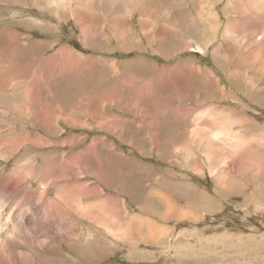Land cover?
Here are the masks:
<instances>
[{
  "label": "rangeland",
  "instance_id": "1",
  "mask_svg": "<svg viewBox=\"0 0 264 264\" xmlns=\"http://www.w3.org/2000/svg\"><path fill=\"white\" fill-rule=\"evenodd\" d=\"M92 1L86 27L75 17L85 0H64L62 10L57 0H0V191L13 181L5 217H14L3 220L0 264L16 255L25 264L28 255L35 264H264V92L255 97L264 77L253 88L251 71L236 78L244 45L221 47L227 28L246 29L245 18L230 19L247 13L228 0ZM62 188L87 214L62 202L47 230L32 216L62 200ZM103 198L115 231L97 215ZM30 226L52 236V249L33 247ZM12 240L25 244L15 255Z\"/></svg>",
  "mask_w": 264,
  "mask_h": 264
},
{
  "label": "bare ground",
  "instance_id": "2",
  "mask_svg": "<svg viewBox=\"0 0 264 264\" xmlns=\"http://www.w3.org/2000/svg\"><path fill=\"white\" fill-rule=\"evenodd\" d=\"M46 2H48L49 4H52L53 2L54 3H56L55 2V0H45ZM58 1V3H59V7H60V9L62 10L63 9V6L64 5H61V4H64V0H57ZM126 1V0H125ZM145 1V0H144ZM179 1V0H178ZM205 1V0H204ZM214 1V0H213ZM90 2V3H89ZM92 0H85V3L84 4H82V3H78L77 4V7H76V13L75 14H77V15H79V17H77V16H75L76 18H77V20H83L84 21V23H85V25H86V27H87V25H89V11L90 10H92L94 7L92 6ZM124 2V1H123ZM148 2H149V0H148ZM147 2V3H148ZM146 3V4H147ZM119 4V2L116 0V4L115 5H118ZM125 4V3H124ZM122 4L123 6H125V7H127L128 6V3L127 4ZM140 4V3H139ZM185 4V3H184ZM214 4V3H213ZM228 5L230 4L231 5V7H232V9L235 11V12H246L247 14H246V17H239V18H237L238 16H236V17H233V18H231L230 19V21L228 22L229 23V25H231V24H234L235 22H238L239 20H241L242 18H245V22H247V24H246V29L244 30V31H242V32H239V31H233V29L235 30V28H233L232 30H230V29H226L228 32H226V38H225V40H224V44H221L222 46V48H224V50L223 51H226V52H230V49H231V46L230 45H244V46H242V48L240 49V51H239V60L238 61H236V65L234 66L235 67V69L233 70V72H232V75H235V76H237V74L239 73V71H238V68L241 70L240 71V73H239V75L241 76V78H243L244 79V77H247V73L249 72V71H251L249 74H248V77L252 80V81H249V82H247L248 84H249V86L251 87V88H253L254 86H257V85H255L256 83V81L254 82L253 80H254V78L256 79V78H260V77H264V0H228V3H227ZM226 4V5H227ZM79 5V6H78ZM120 5V4H119ZM187 5V4H186ZM201 5V4H200ZM215 5V4H214ZM229 5V6H230ZM143 6V5H142ZM147 5H145L144 6V9H146L145 7H146ZM149 7V6H148ZM189 7V6H188ZM192 7V6H191ZM224 7V6H223ZM74 8V7H73ZM72 8V9H73ZM118 8V7H117ZM116 8V9H117ZM123 8V7H122ZM207 8V7H206ZM228 8V7H227ZM230 8V7H229ZM125 9V8H124ZM224 9V8H223ZM254 9V10H253ZM118 10H120V7H119V9ZM122 10V9H121ZM120 10V11H121ZM147 10V9H146ZM193 10V9H192ZM212 10V9H211ZM119 11V12H120ZM123 11V10H122ZM121 11V12H122ZM139 11H140V9H139ZM149 11V10H148ZM229 11V10H228ZM227 11V12H228ZM249 11L250 12H253L254 13V17L256 16V18H254L253 19V16L251 17V16H249ZM72 12V11H71ZM116 12H117V10H116ZM118 12V13H119ZM138 12V11H137ZM147 12V11H146ZM151 12V11H150ZM223 12V11H222ZM234 12V13H235ZM117 13V17L115 18V19H113V22H112V24H113V28H118V29H120L118 32H119V35L118 36H121V35H124L125 34V31H123V30H121V29H123V23L121 22V21H124V16H123V12L122 13H120V14H118ZM169 13V12H168ZM189 13H190V11H189ZM72 14V13H71ZM125 14V13H124ZM210 14V13H209ZM243 14V13H242ZM241 14V15H242ZM144 16V15H143ZM204 16V15H203ZM175 17V16H174ZM216 18H218V17H216ZM148 19V18H147ZM76 20V21H77ZM214 20H216V19H214ZM147 22L148 21H145V19H144V21H143V25H145L146 27L148 26V24H147ZM216 22V21H215ZM80 23V22H79ZM217 23H219V21L217 22ZM240 24V23H239ZM242 24V23H241ZM215 25H216V23H215ZM164 26V25H163ZM218 26V25H217ZM228 26V25H227ZM239 26V25H238ZM243 26H245V24L244 25H242L241 27H243ZM235 27V26H234ZM208 28V27H207ZM217 28V27H216ZM210 29V28H209ZM219 30V29H218ZM232 31H233V33H234V35H232L231 33H232ZM92 32V31H91ZM117 32V33H118ZM166 32H168V33H170V27H166V25L164 26V28H163V30L160 32V36H159V38L161 39V40H164V38L166 37V35H164ZM13 33V32H12ZM203 33V32H202ZM214 33H215V31H214ZM213 33V34H214ZM243 33H245V34H247V37L246 38H244L243 37ZM175 34V33H174ZM205 34V33H204ZM212 34V36H214ZM260 34V35H259ZM8 35V34H7ZM172 35V34H171ZM218 35V34H217ZM216 35V36H217ZM168 36V35H167ZM176 36V35H175ZM207 36V35H206ZM13 37V36H12ZM172 37V36H171ZM121 38V37H120ZM157 38V37H156ZM173 38V37H172ZM171 38V39H172ZM210 38H212V37H210ZM167 39V38H166ZM177 39V38H176ZM216 39V38H215ZM214 39V40H215ZM226 39H228V40H226ZM157 40V39H156ZM174 40V39H173ZM172 40V41H173ZM212 41H213V39H211ZM229 40H231V41H229ZM234 40V41H233ZM12 41V40H11ZM209 41V40H208ZM226 41V42H225ZM175 42V41H174ZM209 43V42H208ZM11 44V43H10ZM220 44V43H219ZM218 44V45H219ZM234 47V46H233ZM200 49H201V47H200ZM220 50V49H219ZM10 51H12V50H10ZM214 51V50H213ZM233 51H235V50H233ZM19 52V51H18ZM217 52H215V54H216ZM231 53V52H230ZM13 55H15V54H13ZM17 55V54H16ZM233 55V54H232ZM238 55V54H237ZM236 55V56H237ZM2 56V55H1ZM0 56V57H1ZM226 58H228V56H226ZM231 58V57H230ZM229 58V59H230ZM236 58V57H235ZM254 61V62H253ZM247 64V66L244 68V66ZM6 65L7 64H5V67H6ZM18 66V65H17ZM188 66V65H187ZM31 67V66H30ZM192 68V67H191ZM9 69V68H8ZM5 70V69H4ZM15 70V69H14ZM18 71H19V69H18ZM181 71V70H180ZM11 72V71H10ZM191 72H192V70H191ZM194 72V71H193ZM244 72H246V76L243 74ZM13 73V72H12ZM2 74V73H1ZM4 74V73H3ZM14 74H16L15 72H14ZM8 75V74H7ZM17 75V74H16ZM183 75V74H182ZM181 75V76H182ZM186 75V74H185ZM194 75V74H193ZM196 75V74H195ZM9 76V75H8ZM11 76H13V75H11ZM15 76V75H14ZM18 76V75H17ZM20 76V75H19ZM18 76V77H19ZM130 76V75H129ZM191 76V75H190ZM234 76V77H235ZM3 77H5L4 75H3ZM125 77V76H124ZM186 77V76H185ZM196 77V76H195ZM12 78V77H11ZM14 78V77H13ZM40 78V77H39ZM236 78H238V76L236 77ZM235 78V79H236ZM249 78H247V79H249ZM8 79V78H7ZM129 79H131V78H129ZM230 79H232V77L230 78ZM19 80V79H18ZM234 80V79H233ZM15 81V80H14ZM10 82V81H9ZM228 82V81H227ZM232 82V81H231ZM239 81H237V82H235V83H238ZM253 82L255 83V84H253ZM258 83V82H257ZM171 84V83H170ZM179 84V83H178ZM232 84V83H231ZM239 84V83H238ZM243 84V83H242ZM229 85V84H228ZM240 85V84H239ZM16 86V85H15ZM253 86V87H252ZM14 87V86H13ZM31 87V86H30ZM262 87H264V83L262 84V85H260L259 87H258V89L257 90H259L258 91V95H256L255 97H257V99L259 100V101H263V99L261 100L259 97H262V96H260L259 94L260 93H263L264 92V90H262ZM21 88V87H20ZM33 88V87H32ZM1 89V88H0ZM9 89V88H8ZM13 89V88H12ZM29 89H31V88H29ZM227 89V88H226ZM238 90V89H237ZM30 91V90H29ZM32 91V90H31ZM235 91V90H234ZM233 91V92H234ZM232 92V93H233ZM231 93V92H230ZM226 94V93H225ZM233 95V94H232ZM10 96V95H9ZM230 96V95H229ZM236 96V95H235ZM230 98V97H229ZM234 99V98H233ZM38 100V99H37ZM36 100V98H34L33 99V105L36 103V106H37V104H38V101ZM231 102V101H230ZM150 103V102H149ZM211 105V104H210ZM238 105V104H237ZM32 108V107H31ZM30 108V109H31ZM230 109H231V107H229ZM11 109V108H10ZM46 109V108H45ZM234 109V108H233ZM233 109H232V112H233ZM7 110V109H6ZM51 110H53V109H51ZM213 110V113H215V109H212ZM15 111V110H14ZM27 111H30V110H27ZM40 111V110H39ZM42 111H44V108H43V110ZM231 111V110H230ZM33 111H31V113H32ZM73 112V111H72ZM72 112H70V113H72ZM202 112V111H201ZM207 112V111H206ZM11 113V112H10ZM25 113H28V112H25ZM42 113V112H41ZM69 113V114H70ZM100 113V112H99ZM204 113V112H203ZM220 113V112H219ZM16 114H18L17 112H16ZM34 114H35V118L38 116L37 115V112H34ZM51 114V112H49V111H46L45 112V115H44V117L47 119L48 117H49V115ZM205 114V113H204ZM12 115V114H11ZM24 115H26V114H24ZM28 115V114H27ZM43 115V114H42ZM75 115V114H74ZM201 115V114H200ZM206 116V115H205ZM220 116V115H219ZM8 117V116H7ZM101 117H104V116H101ZM38 118V117H37ZM201 118V117H200ZM214 118H215V116H214ZM217 118H219V117H217ZM43 119V118H42ZM44 120V119H43ZM68 120V119H67ZM99 120V119H98ZM150 122V121H149ZM213 122H214V120H213ZM156 123V122H155ZM162 130V129H161ZM221 130V129H220ZM58 132V131H57ZM211 133V132H210ZM222 133V132H221ZM1 134V133H0ZM218 134V133H217ZM226 134V133H225ZM78 135V134H77ZM207 135H209V134H207ZM214 136V135H213ZM228 136V135H227ZM8 137V136H7ZM248 137V136H247ZM227 138V137H226ZM228 138H229V136H228ZM14 139H17V136L14 138ZM214 139V138H213ZM252 139V138H251ZM209 140V139H208ZM8 141V140H7ZM21 141V140H20ZM20 141H19V143H20ZM27 141H29L30 143H36L37 141L39 142V140H37V139H35L33 136H31V137H29V139H27ZM94 141V140H93ZM213 141V140H212ZM40 142H42V141H40ZM64 142V141H63ZM72 142V141H71ZM94 143V142H93ZM209 143V142H208ZM13 144H14V142H13ZM16 144L17 143H15V145L14 146H16ZM27 144V143H26ZM39 144V143H38ZM211 144V143H210ZM8 145V144H7ZM34 145V144H33ZM37 145V144H36ZM206 145V144H205ZM204 145V146H205ZM212 145V144H211ZM210 145V146H211ZM14 146H12L11 145V147H9L10 148V150H14ZM37 146H39V145H37ZM207 146V145H206ZM213 146V145H212ZM216 147V146H215ZM93 149V148H92ZM95 149H96V147H95ZM89 152V151H88ZM88 152H86V153H88ZM84 151H81V152H77L76 154H75V156L73 155L72 157V160H73V163L74 162H76L77 164L79 163V166H80V164H81V161H82V159L81 158H83L82 156H81V158H80V161L78 160V159H76L77 157H78V155H81V154H86ZM218 154V153H217ZM209 156V155H208ZM52 157V156H51ZM80 157V156H79ZM84 160V159H83ZM48 161V160H47ZM77 161H79V162H77ZM72 163V164H73ZM83 163V162H82ZM65 164V163H64ZM75 165V164H74ZM88 165H90V164H88ZM26 166V165H25ZM24 166V167H25ZM28 167H30V166H28ZM31 167H32V165H31ZM34 168V167H33ZM75 168H77V167H75ZM63 169V168H62ZM70 170H72V168L70 169ZM103 170V169H102ZM62 172H63V170H61ZM69 171V170H68ZM79 171V170H78ZM80 171H81V169H80ZM100 172V171H99ZM3 173V172H2ZM61 173V172H60ZM98 173V172H97ZM96 173V174H97ZM51 174V173H50ZM101 175H103L102 173H100ZM61 176H63V175H65V172L64 173H61L60 174ZM78 176H80V175H78ZM48 177V176H47ZM53 177V176H52ZM59 177V176H58ZM65 177V176H64ZM67 177V176H66ZM65 177V178H66ZM112 177V176H111ZM5 178V177H4ZM48 179V178H47ZM50 179H52V178H50ZM56 179V178H55ZM99 180V179H98ZM6 181L7 182H5L4 183V185H1L2 186V188H1V191H0V231H2L3 232V236H1L0 237V239H4V233L6 232V231H4V226H5V223L3 224V220H5L6 219V217L5 216H7V215H10V214H7V215H5L9 210H11V209H6L5 210V206H7L8 204H7V198H6V194H7V187H8V185H11V183L13 182V181H9V180H7L6 179ZM37 182V181H36ZM47 182V181H46ZM32 183V182H31ZM81 183V182H80ZM84 183V182H83ZM72 184V183H71ZM71 184H69V185H71ZM82 184V183H81ZM86 184V183H85ZM90 184V183H89ZM88 184V185H89ZM17 185V184H16ZM78 185V184H77ZM68 186V185H67ZM91 187H92V191L95 193V192H98V191H100L99 190V185L98 186H96L95 184L94 185H92V183H91V185H90ZM58 187V186H57ZM60 187V186H59ZM64 187H66L65 185H64ZM69 187V186H68ZM71 187V186H70ZM85 187H86V185H85ZM88 187V186H87ZM87 187L85 188V190H87ZM77 188V187H76ZM76 188L73 190V192L75 193V191H77L76 190ZM100 188H101V186H100ZM58 189V188H57ZM60 189V188H59ZM63 189V188H62ZM61 189V192H63V199L61 200V204L59 203L60 202V200L57 202V199H48V200H45L44 202H43V205H45L43 208H42V210L40 209H38L37 210V213H36V215L33 217L32 216V218L38 223V222H40L47 230H49L50 228H51V225H52V222H54V219H55V217H57V216H60V215H62L64 212H65V208H63V206H62V202H63V204L65 203V202H72L73 201V203H69V206L72 208H70L71 210H76V211H78L79 209H83V211L87 214V212H86V208H85V205L83 206V207H81L82 206V200H81V202H79L80 201V199H79V201H78V203H76L75 202V196H73L72 197V201H70L71 200V197H67V195L70 193H68L67 195H66V190H62ZM82 189H84L83 187H82ZM81 189V190H82ZM48 190V189H47ZM46 190V191H47ZM68 190V189H67ZM90 190V189H89ZM89 190H87V191H89ZM14 191V190H13ZM26 191V190H25ZM29 191V190H28ZM38 190H36V192H37ZM58 191V190H57ZM70 191H71V189H70ZM91 191V190H90ZM89 191V192H90ZM102 191V190H101ZM32 192V191H31ZM59 192V191H58ZM82 192H84V190L82 191ZM81 192V194H86V193H82ZM88 192V193H89ZM87 193V194H88ZM11 194V193H10ZM77 194H79V193H77ZM24 195V194H23ZM35 195H36V193H35ZM34 195V196H35ZM74 195V194H73ZM82 195V196H83ZM8 196V195H7ZM59 196V195H58ZM69 196V195H68ZM70 196H71V194H70ZM24 197V196H23ZM168 197V196H167ZM105 198V197H104ZM104 198H103V200L102 201H100V204H99V202H95V204H99V206H101L100 208H102V210H99V213L97 214L98 215V217H100V219H102V221H104L106 224H107V226L108 227H112L113 228V224H114V220L112 221L111 220V218H110V214H108V205H106L105 207L107 208L106 210V212H105V210L103 211V209H104V205H103V202H105V200H104ZM111 198V197H110ZM113 198V197H112ZM76 199H78V198H76ZM99 200V199H98ZM98 200H96V201H98ZM174 200V199H173ZM19 201V200H18ZM112 201H114V200H112ZM118 202V200L116 199V203ZM166 203V202H165ZM11 203H9V205H10ZM22 204V203H21ZM67 204V203H66ZM70 204H72V205H70ZM90 204V203H89ZM88 203H87V205H89ZM107 204V203H106ZM24 205V204H23ZM38 205V204H37ZM42 205V204H41ZM20 206V205H19ZM26 206V205H25ZM68 206V205H67ZM98 206V205H97ZM121 206V205H120ZM125 206V205H124ZM10 207V206H9ZM65 207V206H64ZM87 207H89V206H87ZM95 207V206H94ZM122 208V207H121ZM69 209V208H68ZM93 209V208H92ZM92 209H90L89 210V213H88V215L89 214H91L92 213ZM94 209H96V208H94ZM93 209V210H94ZM97 209H99V207H97ZM123 209V208H122ZM27 210V209H26ZM30 210V209H29ZM16 211V210H15ZM31 211V210H30ZM81 211V210H80ZM83 212V213H84ZM94 212H96V211H94ZM93 212V213H94ZM122 212V211H121ZM9 213V212H8ZM24 213V212H23ZM31 213V212H30ZM80 213V212H79ZM105 214L106 215V217L107 218H105L102 214ZM12 214V216H13V214H15V212L14 213H11ZM166 214V213H165ZM171 214V213H170ZM193 214V213H192ZM20 215V214H19ZM94 215V214H93ZM96 215V216H97ZM23 216V215H22ZM28 216H29V214H27V219H28ZM132 217V216H131ZM134 217V216H133ZM14 219V217H10V219ZM22 218H24V217H22ZM29 218H31L30 216H29ZM121 218V217H120ZM135 218V217H134ZM10 219H8L9 221H10ZM97 219V218H96ZM115 219V218H114ZM145 218H143V220H144ZM7 220V219H6ZM7 220V221H8ZM21 220H23V219H21ZM98 220H99V218H98ZM129 220V219H128ZM140 220V219H139ZM13 220H11V222H12ZM62 222H64L63 220H61ZM66 221V220H65ZM115 221H116V219H115ZM145 221V220H144ZM31 222V221H30ZM117 222V221H116ZM130 222V221H129ZM146 223H149L148 221H145ZM96 223V222H95ZM103 223V222H102ZM132 223V222H131ZM137 223V222H136ZM32 224V223H31ZM65 224H66V222H65ZM69 224V223H68ZM98 224V223H97ZM116 224V223H115ZM144 225L145 223H140V226L141 225ZM153 224V223H152ZM41 225V226H42ZM127 226V225H126ZM126 226H123V227H121L120 228V230H122V229H124V230H122V233H116L115 232V234H116V236H120V237H123L124 236V234L126 233ZM66 227V226H65ZM64 227V228H65ZM30 228L31 229H29L30 230V238H31V242H32V244L34 245L33 247L34 248H37V249H39V250H42L43 252L44 251H49L50 249H52V244H51V237L52 236H50L49 235V233L46 231V232H44V234H42L41 232H39V230H38V228L36 227V226H30ZM25 229H26V227H25ZM55 229V228H54ZM114 229V231H115V228H113ZM147 229V228H146ZM152 229H155V228H152ZM158 229H160V228H158ZM28 230V229H27ZM50 230H53V229H50ZM150 230H151V227H150ZM165 230V229H164ZM9 231V230H8ZM19 231V230H18ZM35 231V232H34ZM55 231V230H54ZM56 231H58L57 229H56ZM24 232V231H23ZM27 232V231H26ZM38 234H37V233ZM60 232V231H59ZM59 232H58V234H59ZM165 232V231H164ZM20 233V232H19ZM28 233V232H27ZM67 233V232H66ZM159 233V232H158ZM163 233V232H162ZM61 234V233H60ZM62 234H64V233H62ZM152 234H153V232H152ZM123 235V236H122ZM151 235V234H150ZM161 235H163V234H161ZM21 236V235H20ZM155 236V235H154ZM157 236V235H156ZM22 237V236H21ZM64 237H66V236H64ZM68 237V236H67ZM125 237V236H124ZM162 237V236H161ZM39 238H42V239H39ZM44 238V239H43ZM6 239V238H5ZM159 239V238H158ZM152 240V239H151ZM9 243H8V247L12 250V252H13V254L15 255V254H17V253H19L20 252V250H22V249H24V247H25V244H21L20 243V241H16V240H12V241H8ZM19 242V243H18ZM6 245V244H5ZM132 245H134V243L132 244ZM60 247L62 248L63 247V244L61 243L60 244ZM71 247V246H70ZM1 250V249H0ZM33 250V249H32ZM36 250V249H35ZM38 250V251H39ZM8 252V251H7ZM1 254V253H0ZM23 254V253H22ZM2 255V254H1ZM28 255V254H27ZM19 256V255H18ZM18 256L16 255L15 256V259H14V262H12L11 264H22L23 262H25V260L22 258V260H20L19 258H18ZM20 256H21V254H20ZM23 256V255H22ZM13 257V256H12ZM39 257V256H38ZM37 257V258H38ZM19 260H18V259ZM1 259V258H0ZM8 259V258H7ZM28 259H29V261L28 262H30V264H32L31 262H33L34 264L36 263L35 261H34V257L33 256H31V255H28ZM5 260V259H4ZM11 261H12V259H11ZM39 261V260H38ZM48 261H49V263H51L50 262V260L48 259ZM53 261V260H52ZM5 262V261H4ZM27 262V261H26ZM27 262V263H28ZM8 263H9V261H8ZM7 263V264H8ZM23 264H25V263H23ZM55 264V263H54Z\"/></svg>",
  "mask_w": 264,
  "mask_h": 264
}]
</instances>
